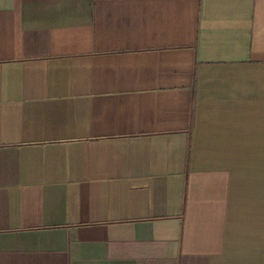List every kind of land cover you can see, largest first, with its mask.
I'll list each match as a JSON object with an SVG mask.
<instances>
[{"label": "crops", "instance_id": "obj_1", "mask_svg": "<svg viewBox=\"0 0 264 264\" xmlns=\"http://www.w3.org/2000/svg\"><path fill=\"white\" fill-rule=\"evenodd\" d=\"M0 264H264V0H0Z\"/></svg>", "mask_w": 264, "mask_h": 264}]
</instances>
